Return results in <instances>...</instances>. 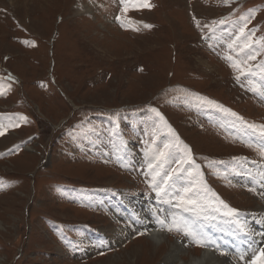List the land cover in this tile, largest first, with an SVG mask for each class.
Wrapping results in <instances>:
<instances>
[{
  "label": "rangeland",
  "instance_id": "obj_1",
  "mask_svg": "<svg viewBox=\"0 0 264 264\" xmlns=\"http://www.w3.org/2000/svg\"><path fill=\"white\" fill-rule=\"evenodd\" d=\"M150 4L125 17L120 0H0V264H127L137 239L133 261L142 264L148 241L134 228L148 217L145 204L154 207L142 196L177 202L184 189L204 221L175 203L147 211L188 249L215 250L197 247L191 233L218 231L227 217L216 215L230 209L247 232L233 248L241 263L247 220L264 227V173L252 170L256 184L238 178L248 160L264 163V83H237L225 60L245 21L252 43L264 40V0ZM257 51L249 67L259 76L264 47ZM165 145L169 156L156 165ZM115 194L137 212L119 200L115 215ZM122 227L133 234L110 241Z\"/></svg>",
  "mask_w": 264,
  "mask_h": 264
},
{
  "label": "bare ground",
  "instance_id": "obj_2",
  "mask_svg": "<svg viewBox=\"0 0 264 264\" xmlns=\"http://www.w3.org/2000/svg\"><path fill=\"white\" fill-rule=\"evenodd\" d=\"M93 5L94 4L92 3L91 6L86 5L85 7L90 12L93 9ZM32 150L33 147H27L25 151ZM261 182L264 183V176L261 177ZM119 200L123 201V204H125L129 212H137L136 208L130 203L131 200L128 198V196L115 194L114 196H112V201H110V207L115 215H119L118 208L116 206H120V203H117ZM259 207L261 209L262 205H260ZM121 212L128 215L127 211L122 208ZM151 214L158 217L157 223L155 222V218L150 219L146 216H143L145 222L136 224L134 228L135 232L142 233L148 241V256H146V258H143V256L140 257V259H142V264H145L146 261H153L152 264H154L157 260H159L157 262H160V264H240L232 259V257L229 255L227 258H225L223 256L215 254V250L217 249L214 247L213 248L215 250L208 248L206 252L186 248L184 242H178V240L176 241L175 239H171L166 235V231L164 229V221H162L158 213L151 212ZM115 215L114 218L118 219ZM66 217L70 216L66 215ZM255 223H257V226L255 225ZM258 223L261 222L256 221V218L255 220L253 219L252 222L251 218H249L246 222L247 226L251 228L250 230H252V232H249V236L252 237L251 241L248 243L249 245H251L249 249H255V247L257 249L259 247H264V227H258ZM123 233L127 236H131L133 234L130 228L122 227L115 229V236H108V238L110 241L121 239ZM137 241H140V239H137ZM137 241L131 242V244L128 245L129 247L125 251V253H127L125 256L128 260L127 264H136V262L133 260H135L138 257V254L141 252L139 249H136L137 247H134L138 243ZM158 256L159 258L156 259L155 257Z\"/></svg>",
  "mask_w": 264,
  "mask_h": 264
},
{
  "label": "snow or ice",
  "instance_id": "obj_3",
  "mask_svg": "<svg viewBox=\"0 0 264 264\" xmlns=\"http://www.w3.org/2000/svg\"><path fill=\"white\" fill-rule=\"evenodd\" d=\"M120 7H121V15L127 16L129 12H137V11H143V10H151V4L150 0H120ZM243 19V18H242ZM116 23L121 26L123 30H130V31H136L135 28H126L124 23L122 22L121 18L118 16L116 18ZM129 23H132L131 21ZM223 23V21L221 22ZM143 27L148 28L150 30V26L143 25ZM247 27V21H245L244 25L241 26L239 29V35L234 38L233 43L237 44L236 48L229 47L228 51L230 54L229 56L225 57L226 62L228 63L229 68L235 73V80L237 83H241L244 79H248L249 83H251V78L256 77L259 79L262 83H264V65H257V67L260 69V74L257 76V72L252 67H249V64L253 61H255V58L260 53L257 51L258 48L264 47V40L256 41L255 44L252 43V37L255 35V33L246 34L244 32V28ZM210 33L215 31L214 28H210ZM233 55L236 57H239L238 60L233 59ZM201 103L204 104H210L208 101H201ZM212 107H216L215 105H211ZM223 111L222 109H220ZM157 116H159V113H156ZM229 116H233L235 119H240L239 117H236L233 113H227ZM163 118L161 117V120ZM5 133L0 130V136L4 135ZM260 136L264 138V130L260 131ZM165 150L159 151L157 156L155 157L156 165H160L168 156L169 151H167L168 145H165ZM189 164H191V161H188ZM179 165H177V168ZM175 171V169H173ZM189 176L192 175L191 172L187 173ZM156 175H159L157 173ZM156 177L154 176L153 179ZM168 179H172L171 176L168 177ZM154 187V186H153ZM0 190H3L0 188ZM166 189L162 186L159 190L156 191L157 196H161L162 193H164ZM178 206L181 207V210L189 213H193V209L196 210V213L199 212V208L197 206V203L195 202V199L193 196L189 195V189L183 190V196L181 199L177 201ZM221 207H226L221 205ZM208 209L213 212L220 211L219 208L215 207L212 204L208 205ZM193 213V214H196ZM222 215H225L226 217H235L238 215L233 210H228L226 212H222ZM169 232H172L174 230L173 227H169L165 229ZM175 230H180L179 228H176ZM243 231V229H241ZM185 235H190L189 232H185ZM191 238L193 242L196 244L197 247H203L208 248L211 244V241L206 240V238L202 235H200L198 232L191 233ZM251 245H249V248ZM219 255L224 256L226 253L222 250L219 251ZM247 257V264H264V248H260L258 250H252V254L249 255V249H246L239 258L241 260V264H245L244 258Z\"/></svg>",
  "mask_w": 264,
  "mask_h": 264
}]
</instances>
